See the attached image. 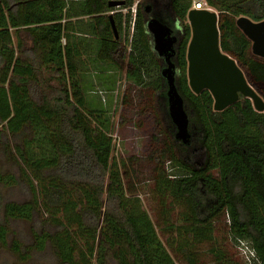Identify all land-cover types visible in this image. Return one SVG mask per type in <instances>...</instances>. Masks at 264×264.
I'll return each mask as SVG.
<instances>
[{"label":"trees","instance_id":"1","mask_svg":"<svg viewBox=\"0 0 264 264\" xmlns=\"http://www.w3.org/2000/svg\"><path fill=\"white\" fill-rule=\"evenodd\" d=\"M111 1L0 0V158L19 165L34 197L26 204L6 201L2 189L20 180L0 168V252L9 248L23 264L48 246L57 264H203L201 248L210 246L214 264H246L237 249L243 241L264 264V111L241 99L216 113L210 92L197 95L190 89L187 15L194 0L166 3L185 31L176 84L192 135L189 145L168 137L161 154L171 165L169 174L156 179L166 241L139 196L127 189L123 163L114 158L111 105L87 106L78 76L82 54L69 34L72 18L88 19L81 34L100 37L103 63H118L117 56L128 59L129 75L140 74L149 82L169 134L175 137L176 131L162 107L165 84L146 8L140 0L110 8ZM202 1L219 14L222 51L264 99V59L252 53V42L236 24L240 17L264 21V0ZM132 23L129 53L123 43L130 42ZM21 32L32 43L25 51L14 41ZM198 152L206 155L200 169L194 165ZM17 221H39L43 227L33 230L34 244L26 253L24 243H10L8 224ZM219 225L225 228L221 242ZM227 243L241 261L229 254Z\"/></svg>","mask_w":264,"mask_h":264},{"label":"rangeland","instance_id":"2","mask_svg":"<svg viewBox=\"0 0 264 264\" xmlns=\"http://www.w3.org/2000/svg\"><path fill=\"white\" fill-rule=\"evenodd\" d=\"M147 2L140 0L141 4ZM137 4V3H135ZM215 11L214 9H212ZM128 10H124L126 14ZM133 15V11H130ZM217 12V11H216ZM218 13V12H217ZM130 33L129 44L123 43L128 48L130 53L132 49ZM25 40V49L30 48L31 43L29 36L23 32L20 34ZM14 41L17 47V37L14 35ZM100 42H98L99 44ZM97 44V43H96ZM21 51V50H19ZM127 53V57L129 56ZM118 65L122 63V58L117 56ZM128 62V61H127ZM123 67V65H122ZM118 73L117 82L113 90L107 93L106 100H112L110 107L111 111V130L110 135L114 138L115 151L114 158L123 163L122 170L126 187L129 191L135 192L139 196L142 207L148 211L153 221L158 227L159 233L164 241L168 236L163 232V213L160 205L159 195L156 192L157 176L165 172H171V165L161 159V154L166 144L169 143L168 123L164 113L157 106L156 97L153 99L154 88L140 74L136 76L129 75V69L121 68ZM117 83V84H116ZM147 85L150 87H147ZM111 87V86H110ZM102 91V90H101ZM96 94L100 92L95 91ZM101 95V94H100ZM88 98L93 96L90 94ZM94 99L92 108H98L97 101ZM101 101V99H100ZM156 102V103H155ZM102 103V102H101ZM163 103V100H162ZM195 160L201 161L203 152L196 153ZM0 168L4 174L15 175L20 180L19 185L9 189H2L6 201H12L19 204L29 203L34 199L32 192L26 188V184L22 181L19 165L12 160L4 157L0 158ZM46 218V216L44 217ZM42 219V217H40ZM37 221V220H36ZM36 223L27 221H17L8 224L10 229V243L18 240L21 244L24 243V251L28 250L34 244L33 230H43V227ZM222 231H218V240L225 241L224 225H219ZM226 248L230 255L235 256L239 261L240 258L235 248L230 244H226ZM210 246L201 248L203 251V264H214L213 257L207 253ZM26 253V251H25ZM242 258V257H241ZM243 259V258H242ZM244 260V259H243ZM18 256L13 254L9 248H4L0 252V264H23ZM27 264H57V259L54 255L52 247L48 246L43 253L33 252L30 261ZM178 264H184L178 262Z\"/></svg>","mask_w":264,"mask_h":264},{"label":"water","instance_id":"3","mask_svg":"<svg viewBox=\"0 0 264 264\" xmlns=\"http://www.w3.org/2000/svg\"><path fill=\"white\" fill-rule=\"evenodd\" d=\"M124 5L123 0L109 3L110 8ZM110 20L114 25L112 16ZM187 20L192 29L187 49V76L193 93L199 95L203 91L210 92L215 112L225 111L240 99H249L257 112H263V97L251 85L237 62L221 49L219 14L212 9H192L188 12ZM236 24L252 42V53L264 59V21L254 22L247 17H240ZM147 28L153 36L155 51L165 58L167 67L162 76L168 86L166 99L169 115L176 126L177 139L186 144L190 139L189 115L175 84V65L172 62L174 45L178 39L173 36V30L159 19L148 22Z\"/></svg>","mask_w":264,"mask_h":264},{"label":"crops","instance_id":"4","mask_svg":"<svg viewBox=\"0 0 264 264\" xmlns=\"http://www.w3.org/2000/svg\"><path fill=\"white\" fill-rule=\"evenodd\" d=\"M88 21L87 18H72L71 24L69 25L72 43L79 45L78 49L81 50V56L79 57L78 63V73L80 78V84L82 90L85 93V99L88 107H92L94 105L93 101L96 99L98 108H106L112 105V100H106L107 93L105 91H112L115 85L114 82H117L118 73L122 70L121 68H128L127 59L120 65L110 61L108 64L103 63L99 58L100 51V37H93L90 35L81 34V29H85V23ZM23 33V32H21ZM17 37V43H21L23 46L22 51H25V40L20 34ZM30 40V38H29ZM64 41V40H63ZM31 43V40H30ZM65 43V41H64ZM97 43V44H96ZM32 44V43H31ZM73 44V45H74ZM31 46V45H30ZM81 58V59H80ZM114 84V85H113ZM117 84V83H116ZM113 85V87H112ZM111 86V87H110ZM102 90V91H101ZM95 91L100 92L96 94ZM93 96V98L89 99L88 95ZM101 94V95H100ZM101 99V101H100ZM95 101V104H96ZM102 102V103H101Z\"/></svg>","mask_w":264,"mask_h":264},{"label":"flooded vegetation","instance_id":"5","mask_svg":"<svg viewBox=\"0 0 264 264\" xmlns=\"http://www.w3.org/2000/svg\"><path fill=\"white\" fill-rule=\"evenodd\" d=\"M146 1L147 2H145L143 4V6H145V8H146L145 9V11H146V13H145V19L147 21V24L151 20L159 19L162 23H164L165 25L169 26L173 30V36H176L177 39H178L177 43L174 45L175 54H174V56L172 58V62L175 65V84H176L177 77H178V73H179V60H178L179 45L183 41V37H184L185 31L181 27L180 21H179V19H177L175 10L173 9L172 5L170 3L169 4H166L167 2H169V0H146ZM196 1L197 0H194L193 1V5H192L191 10L192 9H197V8L194 7ZM198 10H201V9H198ZM188 24H189V22H188ZM189 26H190V24H189ZM191 37H192V29H191ZM151 38H152V41H153V36L152 35H151ZM190 40H191V38H190ZM153 48H154V43H153ZM154 52L156 53V55L158 56V58L161 61V67H162L161 74H162V72L167 67V64L165 63V58L164 57H160L157 54V52L155 51V49H154ZM127 61H128V59H127ZM129 67H130V65H129V61H128V68ZM129 71H130V69H129ZM163 80H164V84H165V90H164V92L167 94V90H168L167 81L164 78H163ZM176 87H177V84H176ZM166 94H165V97L163 98L164 103H163V106L162 107L164 108V110H165V107H167V109H168V103H167V99H166ZM157 106H158V103H157ZM213 110H214V105H213ZM168 117L170 118L169 110H168ZM170 120H171V118H170ZM171 122H172V120H171ZM173 125H174V123H173ZM175 131H176V136L175 137H173L171 135V133L169 134V136L171 137V139H173L175 141H178L179 143H181L183 145H189V142H191V137H192L191 132H190V127H189L190 139H189V141L186 144H184L182 141H180V140L177 139V129H176V126H175ZM168 133H169V131H168ZM205 159H206V155H205V152H204L203 153L202 160L201 161H196L194 163V165L197 167V169H200V168H202L204 166ZM187 161H188V163L190 162L189 160H187Z\"/></svg>","mask_w":264,"mask_h":264},{"label":"built area","instance_id":"6","mask_svg":"<svg viewBox=\"0 0 264 264\" xmlns=\"http://www.w3.org/2000/svg\"><path fill=\"white\" fill-rule=\"evenodd\" d=\"M194 7L197 8V9H208V10H211V8H209L207 6V4L204 1H202V0H197L195 2ZM131 10L133 11L134 16H135L136 13H137V4H135L132 7ZM111 14H114V12H112ZM131 32L132 33L134 32V23H132ZM237 249H238L241 257L245 260L246 264H260L255 251L246 242L241 241L239 243Z\"/></svg>","mask_w":264,"mask_h":264}]
</instances>
